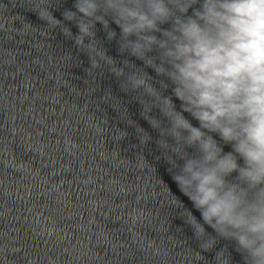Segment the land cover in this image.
<instances>
[{
	"label": "water",
	"instance_id": "1",
	"mask_svg": "<svg viewBox=\"0 0 264 264\" xmlns=\"http://www.w3.org/2000/svg\"><path fill=\"white\" fill-rule=\"evenodd\" d=\"M37 2L0 0V264H225L214 259L224 247L243 264L230 241L202 251L181 218L185 208L200 214L157 159L143 93L123 91L106 65L91 69L83 49L32 11ZM47 2L61 21L75 11L74 0ZM109 22L117 38L97 23L99 45L144 67L119 52Z\"/></svg>",
	"mask_w": 264,
	"mask_h": 264
},
{
	"label": "clouds",
	"instance_id": "2",
	"mask_svg": "<svg viewBox=\"0 0 264 264\" xmlns=\"http://www.w3.org/2000/svg\"><path fill=\"white\" fill-rule=\"evenodd\" d=\"M73 7L63 21L47 0L32 11L83 49L91 69L106 65L123 91L143 93L141 116L159 133L157 159L200 214L185 208L181 216L199 248L210 252L226 240L243 264H264V0H74ZM110 20L120 30L119 52L144 67L117 62L99 45L97 23L109 41L117 38ZM64 21L75 23V36ZM218 258L232 264L227 247Z\"/></svg>",
	"mask_w": 264,
	"mask_h": 264
}]
</instances>
